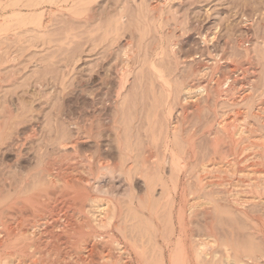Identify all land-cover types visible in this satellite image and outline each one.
Masks as SVG:
<instances>
[{"label": "rangeland", "instance_id": "1", "mask_svg": "<svg viewBox=\"0 0 264 264\" xmlns=\"http://www.w3.org/2000/svg\"><path fill=\"white\" fill-rule=\"evenodd\" d=\"M149 3L150 0H0V127L2 133L9 132L6 141L17 132H22L29 122L42 133L41 138L28 141L21 151L15 146L0 147V169L6 166L11 176L32 171L40 163L41 143H47L49 135L58 132V137H52V143L48 142L49 145L42 150L44 158L58 159V171L62 167H76V172L67 173L70 176L79 174L83 180H90L115 194L121 193L127 216L128 230L125 231L128 235L136 234V241L139 239L141 252H144L141 264H162L159 263L160 252H163L160 247L164 245V237L161 236L175 237V233H169L172 230L169 212L163 205L166 184L162 177L166 174L158 172L154 163L163 151L167 128L166 99L171 94L173 113H176L182 107L181 90L186 82L205 65L213 66L207 78L227 79L236 93L228 98H214L212 93L210 106L201 113L203 121L216 117V112L211 109L215 105L217 113L221 116L226 112L223 118L230 121L242 117L247 111L255 119L252 112L264 106V0H169L159 28L154 12H149ZM39 16L42 20L50 16L51 21L46 26H38ZM160 33L164 34L163 39ZM206 34H211L214 39L204 42L203 35ZM128 41H131V46ZM129 48L130 56L125 55ZM127 62H131V69L124 75L118 73L120 66H126ZM233 67L239 70H233ZM122 81L125 85L123 94L116 98V90ZM191 105L192 102L187 103L191 107V123H187L186 127L189 129L194 123L191 129H196L201 125L197 123L200 118L193 114ZM116 115L120 116L117 123L114 122ZM3 121L9 123L4 126ZM56 121L58 131L53 127ZM75 139L77 147L65 148L61 144ZM199 139V144L204 146L206 140ZM96 140L104 146L101 151ZM120 143L123 150L119 147ZM129 155L134 159V165H131ZM100 157L104 161L109 160L111 165L117 164L116 168L110 172L99 168ZM153 157L156 159L153 160ZM168 167L166 165L165 173L169 174ZM193 176L192 179H196ZM190 181L187 184L189 193ZM133 190L141 195V211L135 212L129 205ZM97 194L103 195L100 192ZM4 195L3 199L0 198L2 202L12 199L10 194ZM152 210L157 212L155 221ZM161 212H166L163 214L165 218H162ZM225 213L223 210L221 215H215L218 216L217 224L221 223V236L233 249V256L244 259L247 253L258 250L256 247L261 246V241L253 239L252 232L246 228L239 214L229 213L231 217H228L229 214ZM195 214H191V221L194 232L199 235L202 226L197 219L202 220L203 215L201 210ZM158 218L162 220L159 222ZM239 218L244 222H241L242 219L238 222ZM252 241L258 245L254 246L256 243ZM250 246L254 249L251 250ZM220 247L215 248L221 256V262L216 263L224 264L222 259L226 252L223 246ZM147 254L151 260H147ZM215 260L218 259L214 257L211 262L207 260L202 264H214Z\"/></svg>", "mask_w": 264, "mask_h": 264}, {"label": "bare ground", "instance_id": "2", "mask_svg": "<svg viewBox=\"0 0 264 264\" xmlns=\"http://www.w3.org/2000/svg\"><path fill=\"white\" fill-rule=\"evenodd\" d=\"M168 3L169 0H150L149 12H154L158 28L163 19L164 8ZM46 11L50 12L48 9ZM41 17L38 18V26H46L51 21L50 16H47L43 20ZM122 17L124 18V16ZM162 33L160 34L163 39L164 34ZM203 37L206 43L214 39V36H211V34L203 35ZM127 44L131 46V41H128ZM130 48L126 50L125 55L130 56ZM212 59L216 60L215 58ZM130 63L127 62L125 64L126 66H120L118 73L121 72L124 75V72H128L131 69L129 68L131 66ZM152 66L157 69L153 62ZM212 67L205 65L195 73L191 80L186 82L181 90L182 107L176 113H173L171 94L166 99V116H163L166 118L164 120L167 121V128L164 131L163 151L160 154L162 156L160 158L156 156L158 159L153 157V160L156 159L153 162L156 163V167L159 169L158 172L166 174L162 177L165 180L164 184H166L164 186V200H162L165 201L163 205L168 208L169 212L167 214L169 215L170 227L172 228L169 233L172 235L175 233V239L169 235L161 236L164 237V239L162 238L164 240L162 247L164 248L160 247L163 249V252H160L161 256L159 255V260L161 258V261L158 262L162 264H202L207 260L211 262L215 257L218 260H215L214 264H218L219 260L221 262V256H218L215 248L223 246L226 252V254L222 253L224 254V258L222 259L224 264H264V106L262 105L258 107V111L252 112L255 119L247 111L242 117L235 118L234 120L231 119L230 121L223 118L226 112H223L221 116L217 113V106L215 105L211 109L216 112V117L203 121L201 113L205 107L210 106V99L213 96L212 93H214V98H228L236 93L227 79L222 81L219 78H207ZM236 69L239 70L238 68ZM236 69L233 67V70ZM214 72H216V69ZM124 77L126 78V76ZM197 80H199L198 84L196 83ZM123 81L118 90H116V98L121 97L123 94L125 87ZM202 98H204V104L202 103ZM190 102H192L193 114L198 115L200 118H198L197 123L201 125L196 129H191L194 123H192L189 129L186 127L187 123H191L189 113L191 107L187 106V103ZM252 106L251 108H253ZM10 113L11 115L13 114L12 111ZM118 117L120 116H115V123L118 122ZM3 124L4 126L6 125L4 121ZM56 124L57 121L53 124V127L55 131H58V124ZM50 127L52 128V126ZM23 129L22 132H17L14 134L15 136H12V139L6 141V135L9 132L2 133L0 127V135L2 134V137H0V147L5 145L6 147L15 146L14 148L21 151L28 141L39 139L42 136V133L36 130L35 124L31 122ZM10 130L12 129L10 128ZM63 132H65L64 129ZM54 133L55 135H49V140L52 137H58V132ZM199 138L206 140L204 146H202L203 143L201 145L199 144ZM49 140L48 142L52 143ZM48 142L41 143L40 156L38 155L40 157V163L32 171L11 176L8 174L9 170L6 169V166L4 169H0V198L5 196L4 194H10L12 196V199L8 202H2L0 199V264H141L143 260L142 254L144 252H141L142 250L138 242L139 239L136 241V234L128 235L125 231L128 230L126 229L127 216L125 214V204L122 203L120 198L121 193L115 194L114 191L107 190L105 187H99L98 184H93L90 180H83L81 179L82 177L80 178L78 176L79 174L70 173L72 175L70 176L68 173L71 171L76 172V167L74 169L62 167L60 169L65 170L58 171L56 162L58 159H45L42 153V150L49 145ZM77 143L78 141L75 139L67 142L63 141L61 144L67 148V146L77 147ZM96 143L98 150L101 151L104 146L101 145L99 140H96ZM119 147L123 150L122 143H120ZM47 151L49 154V149ZM150 154L152 155L153 153ZM130 159H132L131 156ZM133 160L131 165L133 164ZM108 161H104L103 157H100L99 168L108 169L109 172L111 170L113 171L117 164L111 165ZM166 165L170 167V169L168 167L170 170L169 174L165 173ZM88 168L90 170V167ZM130 169L132 170V168ZM154 170L156 171V169ZM151 173H154V171ZM193 174L196 179H192V177L194 178ZM160 177L161 175L159 179H161ZM189 181L191 182L189 188L191 189L190 193L187 188ZM98 192L103 193V195L97 194ZM138 193L135 190L132 191V194L130 193L131 203L129 205L131 204V208L133 207L132 209L135 212L138 210L141 211L142 208L140 205L142 198ZM190 195H193V197L191 198ZM151 201L153 200L151 199ZM152 206L150 205V207ZM198 210H201V215H203L202 220L197 219V222L202 226V233L196 235L197 233L194 232L195 228L191 221V214L198 213ZM223 210L226 212L225 214H236V216L239 214L244 219L245 222L242 218H239L238 222L242 219L241 222L246 223V228L252 232L253 239H260L261 246L256 247L259 251L257 249L253 250V247L258 245V243L252 241L256 243L253 247L250 246L252 247L251 250L254 251L253 253H247L246 249L244 251L247 254L244 259H240L241 257L238 259L233 256V252L231 253L232 248L230 249L227 241L223 239L224 236H221L219 230L221 223H219L220 225L217 224L218 216L215 217L216 214H220ZM152 212H154L151 215L155 221L156 217H158L157 212L156 210H152ZM165 213L163 212L161 215ZM229 215L228 217H231ZM162 218H165V216L163 215ZM166 225L168 226V224ZM134 228L137 229L138 227ZM241 228L243 229V227ZM198 229L200 230L201 228ZM228 242H230L229 238ZM245 244L248 245L247 243ZM146 257L148 260V254ZM149 259L151 260V258Z\"/></svg>", "mask_w": 264, "mask_h": 264}]
</instances>
